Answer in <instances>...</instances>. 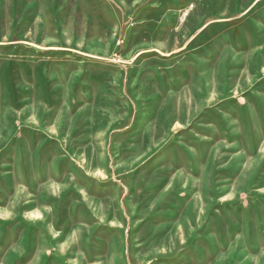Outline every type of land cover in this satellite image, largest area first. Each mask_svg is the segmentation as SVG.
<instances>
[{
  "label": "rangeland",
  "instance_id": "1",
  "mask_svg": "<svg viewBox=\"0 0 264 264\" xmlns=\"http://www.w3.org/2000/svg\"><path fill=\"white\" fill-rule=\"evenodd\" d=\"M0 264H264V0H0Z\"/></svg>",
  "mask_w": 264,
  "mask_h": 264
},
{
  "label": "bare ground",
  "instance_id": "2",
  "mask_svg": "<svg viewBox=\"0 0 264 264\" xmlns=\"http://www.w3.org/2000/svg\"><path fill=\"white\" fill-rule=\"evenodd\" d=\"M185 17V16H184Z\"/></svg>",
  "mask_w": 264,
  "mask_h": 264
}]
</instances>
